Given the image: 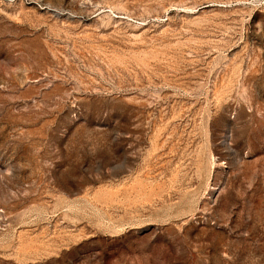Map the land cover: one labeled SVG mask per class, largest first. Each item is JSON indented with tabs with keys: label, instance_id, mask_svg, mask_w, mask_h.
<instances>
[{
	"label": "rangeland",
	"instance_id": "obj_1",
	"mask_svg": "<svg viewBox=\"0 0 264 264\" xmlns=\"http://www.w3.org/2000/svg\"><path fill=\"white\" fill-rule=\"evenodd\" d=\"M0 0V264H264V0Z\"/></svg>",
	"mask_w": 264,
	"mask_h": 264
},
{
	"label": "built area",
	"instance_id": "obj_2",
	"mask_svg": "<svg viewBox=\"0 0 264 264\" xmlns=\"http://www.w3.org/2000/svg\"><path fill=\"white\" fill-rule=\"evenodd\" d=\"M4 1L12 3V4L19 2V3L25 4V5L33 3L32 0H4Z\"/></svg>",
	"mask_w": 264,
	"mask_h": 264
}]
</instances>
